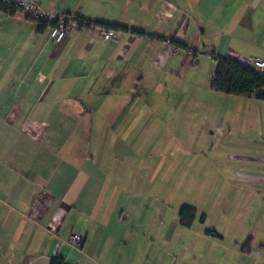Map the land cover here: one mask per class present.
<instances>
[{
  "label": "crops",
  "instance_id": "0c3cea01",
  "mask_svg": "<svg viewBox=\"0 0 264 264\" xmlns=\"http://www.w3.org/2000/svg\"><path fill=\"white\" fill-rule=\"evenodd\" d=\"M37 1L49 13L41 29L0 12V264H264V101L236 97L242 110L229 112L251 131L234 142L253 152L228 156L251 172L237 177L241 208L220 209L221 223L196 209L182 224V206L162 204L155 188L159 205L147 208L144 176L130 187L126 174L147 156L144 118L211 81V52L264 61V0ZM76 15L126 29L106 40L82 28L52 42L51 22ZM210 37L233 38V48ZM71 233L82 236L78 248Z\"/></svg>",
  "mask_w": 264,
  "mask_h": 264
},
{
  "label": "rangeland",
  "instance_id": "374dc122",
  "mask_svg": "<svg viewBox=\"0 0 264 264\" xmlns=\"http://www.w3.org/2000/svg\"><path fill=\"white\" fill-rule=\"evenodd\" d=\"M209 39L213 41L206 42L215 48L223 49L226 45L233 48V38L223 41L218 37ZM206 49H210L209 45ZM196 86V89L172 96L168 113L164 116L147 115L144 118L147 156L142 170L130 166L126 174L130 187L134 185L135 176H144L140 183L146 188L143 197L147 208L159 205L149 198L155 188L162 204L166 202L173 209L183 205L194 207L200 215L207 214V221L213 226L223 221L220 209L227 208L231 212L234 208H241L246 199L244 189H239L236 183L239 175H249L250 165L228 156H250L251 148L244 146V142L239 148L234 140H249L251 131L241 128L243 119L238 118V114H229L242 110L237 96L213 91L210 79ZM194 95L197 96L194 102L188 101ZM152 155L156 158L150 157ZM158 159L162 163L155 166L159 164ZM132 205V201H128L130 215L134 212ZM151 215L149 212L145 214L147 223ZM162 217L168 221L166 215L162 214ZM162 232L166 233V230L163 228Z\"/></svg>",
  "mask_w": 264,
  "mask_h": 264
},
{
  "label": "trees",
  "instance_id": "16d2710c",
  "mask_svg": "<svg viewBox=\"0 0 264 264\" xmlns=\"http://www.w3.org/2000/svg\"><path fill=\"white\" fill-rule=\"evenodd\" d=\"M0 12L13 15L17 8L12 4L0 0ZM79 26L84 28L90 25L100 26L107 30L123 31L126 28L119 24L92 22L79 15L74 16ZM53 20L50 25H53ZM46 26V21H39V29ZM211 58L215 60V69L211 76L210 87L215 92L234 95L237 97L251 98L258 101H264V73L257 72L248 64L239 62L233 58L216 55L211 52ZM196 216V210L188 205H184L179 210L180 222L184 225H190ZM213 236H218L215 231H208ZM247 247V244H246ZM244 248V247H243ZM50 264H62L57 259H53Z\"/></svg>",
  "mask_w": 264,
  "mask_h": 264
},
{
  "label": "built area",
  "instance_id": "2783aa9c",
  "mask_svg": "<svg viewBox=\"0 0 264 264\" xmlns=\"http://www.w3.org/2000/svg\"><path fill=\"white\" fill-rule=\"evenodd\" d=\"M12 4L17 11L24 16L31 18L39 23L40 20L49 18V13L40 5L37 0H3ZM55 23L49 26V38L54 43H60L68 34L79 31L85 26H79L78 21L74 17L59 16L54 19ZM99 31L100 37L103 39H111L117 35V31L107 30L100 26L90 25ZM249 65L259 73H264V61L259 58H252ZM82 242V236L77 233H71L68 244L71 248H78Z\"/></svg>",
  "mask_w": 264,
  "mask_h": 264
}]
</instances>
